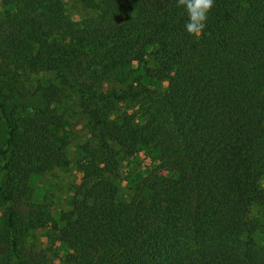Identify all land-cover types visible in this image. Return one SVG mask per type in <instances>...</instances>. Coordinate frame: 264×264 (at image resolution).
I'll return each instance as SVG.
<instances>
[{
    "label": "trees",
    "instance_id": "16d2710c",
    "mask_svg": "<svg viewBox=\"0 0 264 264\" xmlns=\"http://www.w3.org/2000/svg\"><path fill=\"white\" fill-rule=\"evenodd\" d=\"M78 1L96 14L0 0V264H55L23 242L49 225L73 264H264V0H214L199 36L178 0ZM134 61L137 87H106L103 67ZM58 82L78 93L92 134L77 146L72 208L54 219L33 183L70 164ZM37 94L46 107L6 104ZM114 101L130 106L115 121ZM120 155L135 165L126 179Z\"/></svg>",
    "mask_w": 264,
    "mask_h": 264
},
{
    "label": "rangeland",
    "instance_id": "374dc122",
    "mask_svg": "<svg viewBox=\"0 0 264 264\" xmlns=\"http://www.w3.org/2000/svg\"><path fill=\"white\" fill-rule=\"evenodd\" d=\"M64 2L66 11L76 21L96 14V9L84 5L78 0H64ZM108 67H103L101 69V75L105 81L106 87L123 90L129 86L137 87L141 82L140 78L136 77L133 73L138 67L136 61L127 66L109 63ZM148 84H150V82H148ZM163 85L165 87V83ZM60 87L62 91L60 100L52 104V106L56 107L58 111L63 113L66 117L64 129L61 131V134L65 135L66 133V136L70 138L71 143L67 150L70 164L68 167H54L49 169L47 172L36 177L33 183V187L36 190L40 202L45 205L47 211L51 213L54 219L59 212H68L72 208V201L77 196V189L82 185L83 172L79 167V159L86 154V150H83L81 156H78L76 153L77 146L86 143L92 134L88 124V118L83 111H81L78 93L64 84H61ZM6 95L7 93L4 96ZM6 104L8 108H10L16 104L31 107H46L47 103L41 94H37L26 97H15L6 102ZM129 107H127L124 102L119 101L108 104L106 109L108 118L114 121L117 120L119 115ZM129 110H133V108L131 107ZM6 129L5 120L0 114V161L1 150H3L5 145ZM94 142L95 141L92 140V143H90L91 147H93ZM148 149L150 150L151 147ZM148 155L146 151L140 152L137 167H146L149 162ZM118 164L124 178L126 173L135 167L133 163H129V160L122 155L119 157ZM117 193H121L122 196L130 193L127 182L124 181L119 184ZM5 208L6 205L5 203H1L0 196V232L4 228V221L1 217L5 213ZM23 242L28 249H33L34 252L40 249L47 251L48 259L55 264H73L71 260L72 250L69 247L64 248L61 245L57 231L50 225L29 230L23 235ZM27 248L26 250H28ZM55 251H57L58 254H55ZM55 255L58 256L56 257Z\"/></svg>",
    "mask_w": 264,
    "mask_h": 264
},
{
    "label": "clouds",
    "instance_id": "9594fccd",
    "mask_svg": "<svg viewBox=\"0 0 264 264\" xmlns=\"http://www.w3.org/2000/svg\"><path fill=\"white\" fill-rule=\"evenodd\" d=\"M178 2L187 13L185 31L190 35L199 36L206 27L214 0H178Z\"/></svg>",
    "mask_w": 264,
    "mask_h": 264
}]
</instances>
